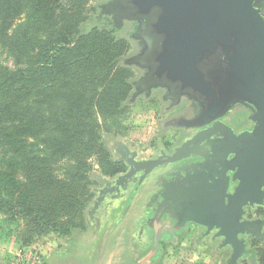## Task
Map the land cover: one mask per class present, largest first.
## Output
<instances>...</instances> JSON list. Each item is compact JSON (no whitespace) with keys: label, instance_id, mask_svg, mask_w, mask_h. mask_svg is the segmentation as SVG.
<instances>
[{"label":"trees","instance_id":"obj_1","mask_svg":"<svg viewBox=\"0 0 264 264\" xmlns=\"http://www.w3.org/2000/svg\"><path fill=\"white\" fill-rule=\"evenodd\" d=\"M114 34L105 17L89 16L87 0H0V46L16 64H0V238L27 247L92 227L95 176L123 170L102 137L121 128L132 93L119 65L127 44ZM91 236L100 255L108 226Z\"/></svg>","mask_w":264,"mask_h":264},{"label":"flooded vegetation","instance_id":"obj_2","mask_svg":"<svg viewBox=\"0 0 264 264\" xmlns=\"http://www.w3.org/2000/svg\"><path fill=\"white\" fill-rule=\"evenodd\" d=\"M109 1L112 0L97 6V15L105 17L119 32L114 27L112 16L99 15V7ZM136 26L138 24L135 22L125 21L120 30L129 27L128 38L138 45L137 52L124 57L122 64L128 68L135 67L141 73L137 80L132 81L127 106L138 99L147 102L158 92L165 112L180 105L186 106L187 114L164 122V126L181 130L185 137L175 146L165 143L152 147L147 156V150L139 147L131 149L126 145L127 150L121 145L124 143L113 141L111 153L123 170L112 177H102V183L98 180L99 176H95L97 185L93 188L94 198L86 220L94 233L100 225L101 230L108 226L109 234L122 218L110 236L126 220L129 221L127 217L132 214L126 239V255L131 264L145 261L150 254L145 264H157L166 258L168 248L173 249L174 264H231L234 255L233 264H258L259 255L264 251V139L256 132L259 124L252 121L256 110L248 104L231 102L230 99L223 101L218 111L206 116L208 105L204 100H192L175 86L158 85L151 87L148 93L145 89L133 98L136 91L134 83L146 73L144 69L125 64L140 51L139 41L132 38ZM234 110L235 115H239L235 123L232 121ZM179 119H198V122L187 129L175 125ZM213 124L216 126L211 135ZM225 127L236 138L232 139ZM192 138L194 141L181 147ZM229 142L231 145H228ZM248 148L253 153V162H250L252 168L242 171L240 168L247 162H242L241 154ZM115 152H119L123 160ZM232 160L235 162L230 164ZM243 175H252L257 183L250 193L255 202L248 203L241 213H229L228 216L207 209V198L214 201V207L225 206L227 198L240 185ZM189 218L199 223H187ZM202 224H207L209 228ZM218 226H223L225 235H220L221 228ZM156 244L157 249L153 253Z\"/></svg>","mask_w":264,"mask_h":264},{"label":"water","instance_id":"obj_3","mask_svg":"<svg viewBox=\"0 0 264 264\" xmlns=\"http://www.w3.org/2000/svg\"><path fill=\"white\" fill-rule=\"evenodd\" d=\"M99 15L112 16L117 31L125 21L138 24L132 38L139 41L140 51L125 64L146 73L134 83L133 98L145 89L148 93L151 87L175 86L192 100H204L208 105L206 116L218 111L225 100L245 103L256 110L252 121L259 124L256 132L264 139V0H112L99 7ZM197 122L179 119L175 125L190 129ZM215 126L210 128L211 135ZM121 145L128 150L126 144ZM115 154L123 160L119 152ZM252 154L249 148L241 154L242 162H247L242 171L252 168ZM240 179L225 206L214 207V201L207 198V209L228 216L241 213L248 203L255 202L250 196L257 185L253 176ZM98 180L102 183L104 179L99 176ZM186 222L199 223L194 218ZM202 226L209 228L207 224ZM218 228L220 235H225L223 226ZM156 249L157 244L153 253ZM149 257L139 264H145Z\"/></svg>","mask_w":264,"mask_h":264},{"label":"rangeland","instance_id":"obj_4","mask_svg":"<svg viewBox=\"0 0 264 264\" xmlns=\"http://www.w3.org/2000/svg\"><path fill=\"white\" fill-rule=\"evenodd\" d=\"M106 0H87V11L89 16L97 14V6ZM24 19V16L21 20ZM17 25V24H16ZM80 30H84L82 26ZM129 27L122 31L116 32L115 37H121L126 41L127 50L124 55L125 58L135 54L138 50V45L135 41L128 38ZM0 64L14 70L16 64L14 59L8 51L0 46ZM122 65V62L119 63ZM130 69V80H137L141 73L135 67ZM159 93V92H158ZM156 93L149 101L138 99L134 104L127 106L126 113L121 118V128L116 130L110 136H103L105 141V148L109 152L111 161H116L115 156L111 153V144L113 141H119L128 145L131 149L139 147L140 149L147 150L146 156L150 154L152 147H156L165 143L169 146H175L185 137V134L176 127L164 126V122L180 115L187 114L188 108L180 105L170 112H165V105L160 99V95ZM236 111H233L235 115ZM233 115V122L239 115ZM242 116V113H240ZM235 123V122H234ZM1 155V149H0ZM93 172H99L96 163H93ZM96 173V174H97ZM103 177L102 175H98ZM19 179L22 175L19 174ZM2 216L0 215V220ZM129 222L133 217L128 219ZM4 230H15L14 226H4ZM93 228L87 226L83 231L74 230L69 239L60 240L56 235L49 234L37 238L30 246H21V242L16 237L0 238V263L1 264H87L94 263L96 256V241L91 236ZM108 247L112 245L113 249L109 253L105 264H131V260L126 255L120 258V251L126 243L127 235L122 237L120 232H114L109 236ZM120 237V238H119ZM119 238V240H117ZM123 240V241H122ZM90 250L92 259L88 256ZM167 256L157 264H174L175 257L173 256V249L168 248ZM87 251V252H86Z\"/></svg>","mask_w":264,"mask_h":264},{"label":"crops","instance_id":"obj_5","mask_svg":"<svg viewBox=\"0 0 264 264\" xmlns=\"http://www.w3.org/2000/svg\"><path fill=\"white\" fill-rule=\"evenodd\" d=\"M133 217V215L132 214H130V215H128V219H130V218H132ZM130 223H131V221L129 222V221H125V223H123L122 225H120L114 232H120V234H121V236L123 237L124 235H125V233H126V235H127V232H128V230H129V227H130ZM114 232H113V234H114ZM112 235V234H111ZM110 238V237H109ZM109 238H108V240L105 242V244L103 245V249H102V252H101V254L99 255L98 253H99V249L101 248V246H102V244H98V245H96L95 247H96V254H95V256H96V258H95V260L93 261L94 263H92V264H105L106 263V259L107 258H109L108 257V255H109V253H111V251H112V249H113V246L114 245H112L111 247H110V249L108 250V251H106V249H107V247H108V241H109ZM120 238V237H119ZM119 238H117V240H119ZM124 238V237H123ZM123 241V240H122ZM124 244L126 245V243L124 242ZM125 251H126V246H124L123 248H122V250L119 252L120 253V258H123V257H125ZM87 252V251H86ZM92 252V251H91ZM91 252H90V250L87 252L88 253V256H90V259H92L91 257H92V255H91ZM87 264H91V263H87Z\"/></svg>","mask_w":264,"mask_h":264}]
</instances>
